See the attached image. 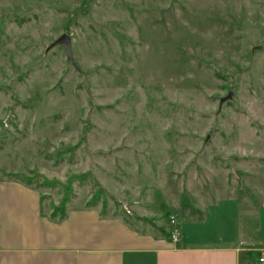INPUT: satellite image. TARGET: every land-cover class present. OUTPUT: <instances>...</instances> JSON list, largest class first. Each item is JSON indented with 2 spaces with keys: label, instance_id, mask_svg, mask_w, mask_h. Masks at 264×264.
<instances>
[{
  "label": "rangeland",
  "instance_id": "rangeland-1",
  "mask_svg": "<svg viewBox=\"0 0 264 264\" xmlns=\"http://www.w3.org/2000/svg\"><path fill=\"white\" fill-rule=\"evenodd\" d=\"M82 171L78 202L97 180L125 196L98 183L104 214L138 201L170 222L210 191L254 210L264 0H0V177L27 176L57 203L36 174Z\"/></svg>",
  "mask_w": 264,
  "mask_h": 264
},
{
  "label": "crops",
  "instance_id": "crops-1",
  "mask_svg": "<svg viewBox=\"0 0 264 264\" xmlns=\"http://www.w3.org/2000/svg\"><path fill=\"white\" fill-rule=\"evenodd\" d=\"M97 182L126 202L116 185ZM43 193L0 177V264H264L257 261L264 249V188L254 210H242L238 196L216 191L192 203L193 213L177 210L176 241L168 218L145 213L138 201L124 216L72 196L65 216L52 220ZM243 215L253 216L249 233L241 230Z\"/></svg>",
  "mask_w": 264,
  "mask_h": 264
},
{
  "label": "trees",
  "instance_id": "trees-1",
  "mask_svg": "<svg viewBox=\"0 0 264 264\" xmlns=\"http://www.w3.org/2000/svg\"><path fill=\"white\" fill-rule=\"evenodd\" d=\"M23 176V175H22ZM36 176L40 179L41 186L47 185L50 187H56L58 188L59 192V199L56 202H49V216L52 220H60L65 216L66 213V203L69 201V199L72 196L73 188L72 184L76 180H85L91 176V173L89 171H82L77 173H71L69 174L65 180H60L57 177H46L42 173H37ZM15 178L22 180L25 183L31 184L30 180L28 181L27 176H15ZM106 193L104 192L103 188L96 183L95 188L93 192L90 194V197L87 199V205H94L96 201L101 198L104 200L106 198ZM40 198H44L43 195L40 196ZM104 202V201H103ZM250 220H253V216L251 215H243L241 216L240 225L241 230L243 232L248 233L251 232V226H249ZM252 223V222H251ZM254 230H252L253 232Z\"/></svg>",
  "mask_w": 264,
  "mask_h": 264
},
{
  "label": "built area",
  "instance_id": "built-area-1",
  "mask_svg": "<svg viewBox=\"0 0 264 264\" xmlns=\"http://www.w3.org/2000/svg\"><path fill=\"white\" fill-rule=\"evenodd\" d=\"M170 223L172 224L171 230H170V237L172 240L176 241L178 239V226L175 223L174 217H170ZM257 261L259 263L264 262V249H261L259 252V255L257 257Z\"/></svg>",
  "mask_w": 264,
  "mask_h": 264
},
{
  "label": "water",
  "instance_id": "water-1",
  "mask_svg": "<svg viewBox=\"0 0 264 264\" xmlns=\"http://www.w3.org/2000/svg\"><path fill=\"white\" fill-rule=\"evenodd\" d=\"M57 43H62L65 47V50L67 53H69V36L66 33H62L58 39L56 40ZM231 95V92L229 91L224 98H228Z\"/></svg>",
  "mask_w": 264,
  "mask_h": 264
}]
</instances>
